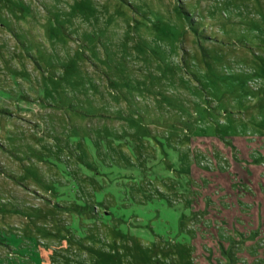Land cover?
I'll return each instance as SVG.
<instances>
[{"label":"rangeland","instance_id":"1","mask_svg":"<svg viewBox=\"0 0 264 264\" xmlns=\"http://www.w3.org/2000/svg\"><path fill=\"white\" fill-rule=\"evenodd\" d=\"M0 264H264V0H0Z\"/></svg>","mask_w":264,"mask_h":264}]
</instances>
